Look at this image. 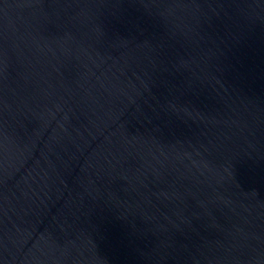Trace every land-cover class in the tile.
Returning a JSON list of instances; mask_svg holds the SVG:
<instances>
[{"label":"water","instance_id":"obj_1","mask_svg":"<svg viewBox=\"0 0 264 264\" xmlns=\"http://www.w3.org/2000/svg\"><path fill=\"white\" fill-rule=\"evenodd\" d=\"M0 264H264V0H0Z\"/></svg>","mask_w":264,"mask_h":264}]
</instances>
